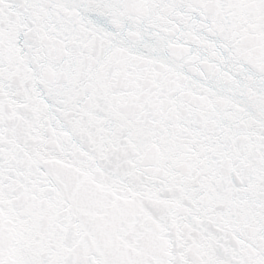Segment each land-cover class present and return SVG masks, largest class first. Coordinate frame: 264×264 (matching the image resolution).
<instances>
[{"label": "snow or ice", "instance_id": "snow-or-ice-1", "mask_svg": "<svg viewBox=\"0 0 264 264\" xmlns=\"http://www.w3.org/2000/svg\"><path fill=\"white\" fill-rule=\"evenodd\" d=\"M0 264H264V0H0Z\"/></svg>", "mask_w": 264, "mask_h": 264}]
</instances>
